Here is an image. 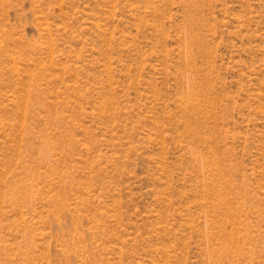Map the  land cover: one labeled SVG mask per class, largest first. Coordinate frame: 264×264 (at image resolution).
Segmentation results:
<instances>
[{"label":"rangeland","instance_id":"rangeland-1","mask_svg":"<svg viewBox=\"0 0 264 264\" xmlns=\"http://www.w3.org/2000/svg\"><path fill=\"white\" fill-rule=\"evenodd\" d=\"M0 264H264V0H0Z\"/></svg>","mask_w":264,"mask_h":264}]
</instances>
